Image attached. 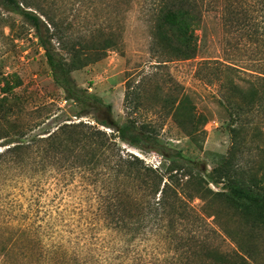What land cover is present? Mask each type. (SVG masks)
Listing matches in <instances>:
<instances>
[{"label":"trees","instance_id":"obj_1","mask_svg":"<svg viewBox=\"0 0 264 264\" xmlns=\"http://www.w3.org/2000/svg\"><path fill=\"white\" fill-rule=\"evenodd\" d=\"M134 4L150 24L149 52L157 67L196 57L197 30L212 11L227 35V50L247 57L241 64L201 62L215 69L230 136L226 153L209 171L180 153L166 154L158 136L143 124L133 119L114 122L108 117L110 104L73 81V70L121 44L123 13ZM96 9L100 13L96 22L75 32L72 21L44 3L0 0V53L10 48L8 43L13 47V39L27 32V26L33 28L50 77L65 98L95 112L97 123L112 128L106 132L80 119L31 134L30 124L19 118L27 113L16 92L22 81L15 73L5 74L0 63V174L44 176L59 190L76 183L97 189L90 218L100 222L109 237L106 241L98 236L84 212L67 216L58 200L10 201L0 206V264H159L156 253L148 260L130 256L149 237L156 245L161 242L164 264H197L196 257L206 251H213L212 260L223 257L201 244L205 241L201 228L209 224L208 218L234 243L233 256L256 261L255 243L264 241V0H100ZM16 15L22 18L18 25ZM226 73L243 77L245 84L231 75L226 79ZM128 97L129 92L125 100ZM187 99L177 96L169 104L189 136L195 130V116L177 117ZM87 111L79 117L87 116ZM103 112L105 119L100 118ZM118 141L155 151L169 159L168 164L163 169L149 165ZM194 199L202 201L200 209L192 204ZM155 248L151 246V251Z\"/></svg>","mask_w":264,"mask_h":264},{"label":"rangeland","instance_id":"obj_2","mask_svg":"<svg viewBox=\"0 0 264 264\" xmlns=\"http://www.w3.org/2000/svg\"><path fill=\"white\" fill-rule=\"evenodd\" d=\"M33 1L44 3L48 10L52 9L60 18L66 17L67 22L72 21L75 32L91 27L100 14L96 9L100 0ZM123 14L121 44L107 50L99 60L73 70L71 75L75 85L97 94L106 104H110L108 117L114 122L122 124L127 119H133L137 124H143L148 131L158 136L165 146L166 154L176 157L180 153L209 171L218 162L219 156L226 153L230 136L226 127L227 115L218 99L219 81L215 69L201 65V62L204 59H217L241 64L239 62L247 60V57H242L240 52L227 50V35L218 15L212 11L205 14L202 27L197 30L200 49L196 57L169 61L166 65L157 67L156 58L149 52L150 24L136 4ZM14 18L15 25L22 23L20 16L16 15ZM28 27L27 32L13 39V47L8 43L10 48L5 53H0V63L5 74L15 73L22 81L16 92L21 102L19 106L27 110V113L19 118L30 124L31 134H44L62 122L80 119L90 121L106 132L112 131V128L94 120L95 112L83 109L65 98L63 90L50 77L49 66L33 28ZM4 32L8 33L9 29L5 27ZM230 75L240 84H245L243 77L238 78L234 74H227L226 79ZM127 92L129 97L125 100ZM177 96L188 98L186 107L180 110L177 117L185 118L190 113L196 119L195 130L189 136L172 115L169 101ZM83 110H88V115L79 117L78 114ZM15 115L16 113L12 117ZM105 117L106 113L103 112L100 118ZM118 142L125 151L137 155L149 165L163 169L168 164L169 159L155 151ZM32 178L0 174V206L10 201L25 203L29 198H39L45 203L55 199L62 203L60 208L67 216L70 213L84 212L85 221H92L97 227L96 231L98 230L96 234L108 241L107 230L100 226V222H94L90 218L96 205L94 198L97 189H85L84 185L76 183L59 190L50 178ZM210 186L216 189V186ZM192 204L200 209L202 201L194 199ZM207 222L209 224L201 228L205 240L201 244L212 246L211 250L222 253L223 257H212L214 261L211 259L213 251H206L196 257L197 264H264V241L255 243L259 251L256 261L243 262L232 255L234 243L214 224H210L211 218ZM160 244L158 242L159 246ZM158 245L149 237L138 243L130 256L148 260L156 253L160 259L158 263L164 264ZM151 246L157 248L151 251Z\"/></svg>","mask_w":264,"mask_h":264}]
</instances>
